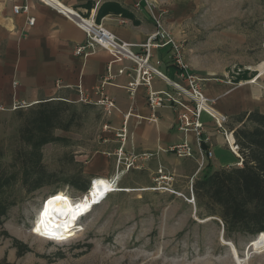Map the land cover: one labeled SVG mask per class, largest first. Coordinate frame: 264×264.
I'll list each match as a JSON object with an SVG mask.
<instances>
[{
    "label": "rangeland",
    "instance_id": "obj_1",
    "mask_svg": "<svg viewBox=\"0 0 264 264\" xmlns=\"http://www.w3.org/2000/svg\"><path fill=\"white\" fill-rule=\"evenodd\" d=\"M148 1L165 29L183 45L189 72L202 90L211 84L233 89L253 81L264 68V0ZM242 88L227 98L229 104L214 108L240 111L234 116L264 114V75L256 85ZM29 108L0 110L3 162L8 172L18 175L6 196L12 206L0 218V264H237L222 241L232 244L242 264H264V250L247 248L253 238L221 239L220 223L206 218L196 199L191 203L190 187L205 168L197 174L194 160L171 154L159 163L131 152L135 159L128 153V139L121 155L120 139L104 127L97 108L65 107L66 116L74 113L76 118L67 131H53L63 142L46 144L38 161L34 158V185L38 176L43 185L27 193L19 173L30 168L21 134ZM234 116L227 117L225 127H239ZM127 160L134 161L129 168ZM113 177L118 192L79 219L74 236L52 238L34 232L47 197L61 192L77 200L82 193L71 185L74 179L90 185L94 178Z\"/></svg>",
    "mask_w": 264,
    "mask_h": 264
},
{
    "label": "crops",
    "instance_id": "obj_2",
    "mask_svg": "<svg viewBox=\"0 0 264 264\" xmlns=\"http://www.w3.org/2000/svg\"><path fill=\"white\" fill-rule=\"evenodd\" d=\"M14 7H27L28 12L15 14ZM74 15L93 18L117 39L132 45L134 54L142 52L140 46L154 32L153 21L141 0H0L2 111L15 105L32 107L59 101L100 109L104 127L120 139L123 146L120 154L128 139V153L135 159L137 156L131 152L160 163L170 155L168 149L181 143L184 137L194 146L193 134L184 135L178 130L176 111L165 107L152 113L147 105V89H128L130 78L126 73L118 75L117 72L124 67L131 69L133 64H113L111 78L107 79V66L112 59L106 51L97 49L87 57L74 55L75 47L85 43L84 33L71 21ZM29 18L34 19L32 26H28ZM150 64L169 81L155 77L152 90L172 92L171 83L182 84L168 47L154 49ZM234 86L228 89L211 84L203 88V93L215 101L214 106L223 102L226 106L230 103L227 98L244 89L241 84ZM104 99L114 108L100 105ZM214 110L225 117L240 112L220 106ZM200 121L202 139H208L205 148L212 152L206 166L213 171L237 167L236 158L227 151L213 121L206 115Z\"/></svg>",
    "mask_w": 264,
    "mask_h": 264
},
{
    "label": "trees",
    "instance_id": "obj_3",
    "mask_svg": "<svg viewBox=\"0 0 264 264\" xmlns=\"http://www.w3.org/2000/svg\"><path fill=\"white\" fill-rule=\"evenodd\" d=\"M68 104L63 101L39 103L25 113L21 134L28 149L30 168L24 167L19 174L27 193L43 185L41 176L35 179L34 185V158L38 161L40 150L46 144L63 142L53 135V131H67L76 118L74 113L66 116ZM232 121L239 127L227 129L233 132L239 146L241 166L216 171L206 166L201 177L192 183V193L199 211L206 218H215L213 221L220 223L225 239L234 235L254 238L264 233V114L243 112L234 116ZM3 159L0 147V218L12 206L6 196L18 176L6 170ZM71 185L82 194L89 188L88 183L81 184L75 179Z\"/></svg>",
    "mask_w": 264,
    "mask_h": 264
},
{
    "label": "built area",
    "instance_id": "obj_4",
    "mask_svg": "<svg viewBox=\"0 0 264 264\" xmlns=\"http://www.w3.org/2000/svg\"><path fill=\"white\" fill-rule=\"evenodd\" d=\"M141 1L145 3V7L153 21L154 32L140 46L142 50L140 54H134L131 51L132 45L117 39L101 24L96 23L93 18H81L78 15H74L75 19H71V21L85 35L84 45L75 47L74 55L87 57L97 49L106 51L112 59L111 63L107 66V79L111 78V66L113 64L123 62L133 64V68L124 67L117 74H127L131 80L128 84L130 91H135L138 87H145L147 89V105L152 113L165 107L176 111L179 123L178 130L184 135L192 133L194 136V146L184 137L181 143L170 147L168 152L178 159L194 160L197 165V173L202 171L206 167L208 160L212 158V152L205 148L208 139H202L201 135L203 124L200 119L203 114L213 121L215 130L221 135L227 151L236 158V166L239 167L242 162L240 149L233 138V132L225 127L227 117L216 115L214 112L213 106L215 101L204 95L200 81L189 72L183 45L165 29L160 17L154 12L153 4L148 0ZM13 12L15 14H26L28 8L14 7ZM33 24L34 19L29 18L28 26H32ZM167 47L171 51L173 64L178 71V77L182 81V84L171 83L172 92H157L152 90V82L155 77L167 83L169 81L150 64V58L154 49ZM99 104L106 106L108 109L114 108L113 104L105 99L99 102ZM18 107L19 105H15L12 109L16 110ZM0 110L2 111L3 109L0 108ZM127 161V168H129L133 161ZM111 184L114 185V180ZM190 196L191 203H193L192 185L190 187ZM46 239L49 240V238ZM57 242L60 241L58 240Z\"/></svg>",
    "mask_w": 264,
    "mask_h": 264
},
{
    "label": "bare ground",
    "instance_id": "obj_5",
    "mask_svg": "<svg viewBox=\"0 0 264 264\" xmlns=\"http://www.w3.org/2000/svg\"><path fill=\"white\" fill-rule=\"evenodd\" d=\"M263 75L264 68L261 67L259 74L254 78L253 81L242 83L241 86L256 85L257 81ZM216 115L218 114L216 113ZM111 180L104 178H96L91 180L88 192H86L84 195H81L80 198L75 201L63 195L61 192L47 197L45 200L48 201L45 203L44 207L43 205L41 207V210H44L42 215L35 219L33 229L34 232L52 238H69L74 236L76 230L78 229V220H74L77 218L81 219L82 214H84L88 208H90L91 211L92 203L97 199H100L101 196L105 194L106 199L110 193L116 192L112 191L113 189L118 190L114 188V185L111 184L114 179L112 181ZM129 191L130 190H128V192ZM222 242L223 244H226L230 247L232 256L235 258L237 264H242L240 260H238L236 250L232 244L230 242ZM251 242H253V250L258 252L260 250H264V233L257 235V239H253Z\"/></svg>",
    "mask_w": 264,
    "mask_h": 264
},
{
    "label": "water",
    "instance_id": "obj_6",
    "mask_svg": "<svg viewBox=\"0 0 264 264\" xmlns=\"http://www.w3.org/2000/svg\"><path fill=\"white\" fill-rule=\"evenodd\" d=\"M89 186H90V185H89ZM88 190H89V188H88ZM88 190H87V192H88ZM124 192H125V191H124ZM84 194H85V193H84ZM84 194H82V195H84ZM210 220H216V219H215V218H210ZM259 235H260V234H259ZM222 236H223V231H222V234H221V239H222ZM253 239H257V236L254 237ZM253 239H252V240H253ZM252 240H251V241H252ZM251 241H250V242L248 243V245H247V248H248V249H249V248H253V247H252V243H253V242H251Z\"/></svg>",
    "mask_w": 264,
    "mask_h": 264
}]
</instances>
